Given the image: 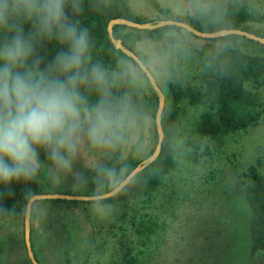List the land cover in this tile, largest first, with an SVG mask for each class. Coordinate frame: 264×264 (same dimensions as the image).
<instances>
[{
	"label": "clouds",
	"instance_id": "1",
	"mask_svg": "<svg viewBox=\"0 0 264 264\" xmlns=\"http://www.w3.org/2000/svg\"><path fill=\"white\" fill-rule=\"evenodd\" d=\"M159 8V30L132 53L113 50L107 62L82 22L86 12L104 11L102 0H0V227L43 219L46 195L69 177L73 191L88 193L93 216H110V196L140 163L133 143L159 148L158 137L144 136L156 122L145 91L153 70L175 77L205 44L204 67L211 68L240 40L233 17L264 16V0H165ZM168 143L179 172L200 170L183 136ZM19 183L44 187L26 188L19 209L4 206Z\"/></svg>",
	"mask_w": 264,
	"mask_h": 264
},
{
	"label": "rangeland",
	"instance_id": "2",
	"mask_svg": "<svg viewBox=\"0 0 264 264\" xmlns=\"http://www.w3.org/2000/svg\"><path fill=\"white\" fill-rule=\"evenodd\" d=\"M128 2L141 19L156 21L159 4L165 0ZM258 26L264 27V24ZM124 31L131 33L130 45L134 51L149 36L142 30L126 28ZM239 44L245 51L264 54V48L252 40L240 38ZM209 46L193 48L178 76L197 69L198 52ZM153 74L165 95V114L171 100L167 78L156 70ZM145 91L149 95L148 79ZM156 135V125L150 122L144 136ZM132 151L139 158H145L150 149L135 142ZM257 153L264 158V122L244 137L232 139L219 156L196 160L190 154L200 170L184 174L176 169L160 190L153 210L160 214L162 227L143 248L136 264H264V256L251 252L250 208L230 161H245ZM77 168L87 172L82 164ZM71 183L69 177L63 186L51 192L88 195L85 191H73ZM43 203L48 205L45 217L31 220V242L39 264H83L87 260L95 264H125L126 247L135 245L130 232L125 235L122 230L121 214L125 206L114 203L110 216L97 218L89 212L88 202L44 199ZM0 243L1 264H32L25 242V222L13 231L1 227Z\"/></svg>",
	"mask_w": 264,
	"mask_h": 264
},
{
	"label": "trees",
	"instance_id": "3",
	"mask_svg": "<svg viewBox=\"0 0 264 264\" xmlns=\"http://www.w3.org/2000/svg\"><path fill=\"white\" fill-rule=\"evenodd\" d=\"M102 2L104 11L86 12L82 22L94 34L95 54L111 62L114 59L113 50L125 53L115 46L109 34L108 25L111 19L124 17L138 22L144 20L134 13L128 0ZM233 21L236 28L264 36V27L258 26L264 24V16H249L240 11L233 17ZM192 26L203 31L199 24L193 23ZM126 28L142 30L150 36L160 27L139 29L124 24L114 25V36L121 38L123 44L133 50L130 45L131 33L125 32ZM240 38L247 37L241 35ZM254 42L264 48V44ZM206 53L207 50L198 52L199 64L191 73L183 77L177 75L167 78L171 100L167 112L165 114L163 112L162 117L165 136L161 151L154 161L137 172L125 187L110 197L113 203L125 206L121 214L124 224L122 230L125 235L130 232L135 244L126 247L125 264H136L141 252L144 251L143 248L148 246L162 227L160 214L153 210V207L160 190L177 169L169 150L168 138L175 134L183 136L196 160L213 158L223 153L232 139L244 137L254 127L264 122V54L245 51L238 42L217 57L211 68L206 69L204 67ZM148 87L149 95L155 102L156 114L159 96L149 80ZM152 152L150 150L147 156ZM143 159L139 158L140 163ZM230 161L232 171L244 187L245 198L250 208L248 233L251 252L264 256V158L262 154L257 153L245 161L237 159ZM12 187L14 196L5 198L3 204L6 207L15 205L17 209L23 203L22 194L26 188L43 190L41 183L29 185L19 183L13 184ZM57 201L88 202L76 199ZM83 264L95 263L87 260Z\"/></svg>",
	"mask_w": 264,
	"mask_h": 264
},
{
	"label": "water",
	"instance_id": "4",
	"mask_svg": "<svg viewBox=\"0 0 264 264\" xmlns=\"http://www.w3.org/2000/svg\"><path fill=\"white\" fill-rule=\"evenodd\" d=\"M116 24H124V25L130 26V27H136L139 29H154V28L160 27V19L156 20V21H144V22H138V21L131 20L128 18H124V17H117V18L111 19V21L109 22V25H108V30H109V34H110L112 41L114 42L115 46L117 48L122 49L125 53H132V52H134V50L126 47L123 44L121 38H116L114 36L113 27ZM193 28L196 29L195 27H193ZM196 30H198V29H196ZM237 30H238V32L241 33L242 36H245L249 39H252L254 41H258V42L264 44V36L257 35L253 32H250L248 30L241 29V28H237ZM209 34H210V36H212V35H214V32L210 31ZM148 80L151 82V84L153 85V87L155 88V90L159 96L158 108H157V111L155 114V121H156L155 123H156L159 148H158V151H153L149 156L145 157L141 161V163H139V166L135 167L126 176L125 183H124L123 187H125L131 181V179L136 175L137 172H139L147 164H149L150 162L154 161L157 158V156L159 155L161 148H162V143H160V141L163 142V139L165 136L163 124H162V117H163V112H164V108H165V95H164L159 83L157 82V79L154 76V74H153L152 78H148ZM123 187H121L119 189V191ZM117 193H115V194H117ZM115 194H113V195H115ZM45 199L87 200V195L61 193V192H50L49 195H46ZM25 242H26V246H27L28 255L32 261V264H39L35 254H34L32 242H31V221L25 222Z\"/></svg>",
	"mask_w": 264,
	"mask_h": 264
}]
</instances>
